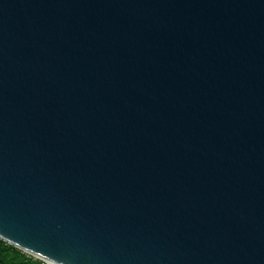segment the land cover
I'll use <instances>...</instances> for the list:
<instances>
[{"label": "water", "instance_id": "1", "mask_svg": "<svg viewBox=\"0 0 264 264\" xmlns=\"http://www.w3.org/2000/svg\"><path fill=\"white\" fill-rule=\"evenodd\" d=\"M0 238L264 264V0H0Z\"/></svg>", "mask_w": 264, "mask_h": 264}, {"label": "trees", "instance_id": "2", "mask_svg": "<svg viewBox=\"0 0 264 264\" xmlns=\"http://www.w3.org/2000/svg\"><path fill=\"white\" fill-rule=\"evenodd\" d=\"M0 264H46L43 260L22 251L0 238Z\"/></svg>", "mask_w": 264, "mask_h": 264}]
</instances>
